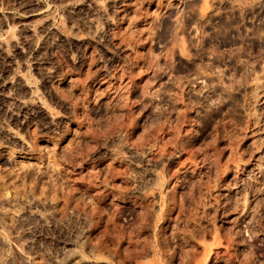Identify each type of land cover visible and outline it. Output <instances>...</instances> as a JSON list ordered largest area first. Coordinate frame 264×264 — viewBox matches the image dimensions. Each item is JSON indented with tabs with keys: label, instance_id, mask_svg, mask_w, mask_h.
<instances>
[{
	"label": "rangeland",
	"instance_id": "374dc122",
	"mask_svg": "<svg viewBox=\"0 0 264 264\" xmlns=\"http://www.w3.org/2000/svg\"><path fill=\"white\" fill-rule=\"evenodd\" d=\"M0 264H264V0H0Z\"/></svg>",
	"mask_w": 264,
	"mask_h": 264
},
{
	"label": "bare ground",
	"instance_id": "6f19581e",
	"mask_svg": "<svg viewBox=\"0 0 264 264\" xmlns=\"http://www.w3.org/2000/svg\"><path fill=\"white\" fill-rule=\"evenodd\" d=\"M222 25V24H221Z\"/></svg>",
	"mask_w": 264,
	"mask_h": 264
}]
</instances>
